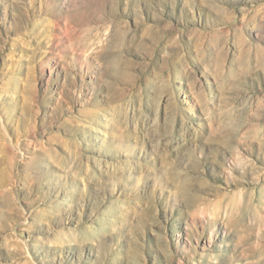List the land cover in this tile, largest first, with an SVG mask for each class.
Returning <instances> with one entry per match:
<instances>
[{"label":"rangeland","instance_id":"obj_1","mask_svg":"<svg viewBox=\"0 0 264 264\" xmlns=\"http://www.w3.org/2000/svg\"><path fill=\"white\" fill-rule=\"evenodd\" d=\"M0 264H264V0H0Z\"/></svg>","mask_w":264,"mask_h":264}]
</instances>
